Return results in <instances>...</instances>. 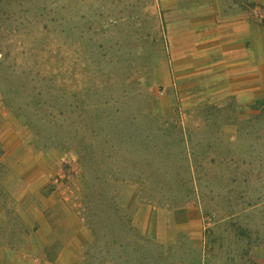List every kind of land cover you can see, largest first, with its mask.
I'll list each match as a JSON object with an SVG mask.
<instances>
[{"label":"rangeland","instance_id":"1","mask_svg":"<svg viewBox=\"0 0 264 264\" xmlns=\"http://www.w3.org/2000/svg\"><path fill=\"white\" fill-rule=\"evenodd\" d=\"M263 100L264 0H0V264H264Z\"/></svg>","mask_w":264,"mask_h":264},{"label":"crops","instance_id":"2","mask_svg":"<svg viewBox=\"0 0 264 264\" xmlns=\"http://www.w3.org/2000/svg\"><path fill=\"white\" fill-rule=\"evenodd\" d=\"M182 185L187 184L186 180H182ZM153 198V197H151ZM154 202V201H152ZM197 202V201H196ZM196 202H185L182 203L181 205L177 206V207H165V219H167L166 217L168 215V213H171L173 211V217L171 218V222L169 226H173L176 227V233H181L182 231H185L186 228H189L192 230V228H194V226H197L201 221H200V210L199 208H201L200 205H196ZM190 203V204H189ZM195 203V204H193ZM202 209V208H201ZM65 210V218H63V224L65 226V231L66 233L69 235V238H66V241H63L61 243V250L57 256V264H60L63 262V259L68 258L69 260H75L77 257V249H78V245H77V237L74 236L72 237V235H74L73 233H75L78 229V227L76 226V222L74 221V219L72 218V213L70 211H67L65 208L63 209ZM172 210V211H171ZM191 214V217L189 218V221H185V222H180L178 221V218L180 215H184V214ZM49 214V212H48ZM155 215V214H154ZM166 221V220H165ZM50 223V222H48ZM56 224V223H55ZM203 224V223H202ZM50 226V230L52 232V230H54L52 228V226L50 224H48ZM131 226H133L135 229H139V231L147 238V239H155L153 237V234L151 233L150 229H149V225L147 223V225L145 226V229L142 228V226H139L138 224L132 223ZM186 227V228H185ZM166 228L168 229V221L166 222ZM150 231V232H149ZM78 233V232H77ZM46 235V234H45ZM77 235V234H76ZM45 241L43 243V245L41 246V251L42 254L45 255L46 251L48 250V248L55 244V240L49 239L48 237H45ZM179 239V236H178ZM178 239H176V241H178ZM0 251L3 253L7 254V251L4 250L1 246H0ZM7 258H9V254L6 256Z\"/></svg>","mask_w":264,"mask_h":264},{"label":"trees","instance_id":"3","mask_svg":"<svg viewBox=\"0 0 264 264\" xmlns=\"http://www.w3.org/2000/svg\"><path fill=\"white\" fill-rule=\"evenodd\" d=\"M262 105L264 106V100L263 101H260V102H256L255 103V108L256 107L258 108V106L261 108ZM116 214H117L118 220L120 222V223H118V225L119 226L121 225V228H120V232L119 233H121L124 237H129V236H131L132 234L135 233V234L138 235V239L142 243H144L145 245H152V246L155 245L156 248L158 247L159 248L158 251H160V252L158 253V255H155V260L157 262H160V264H163V260L166 257V255H167L168 252L173 251V248H177L176 246H165L164 244H155L154 242H152L149 239H147L141 232H139V233L136 232L134 230L135 228H132L130 226L129 222L126 220L125 216L122 213L118 212ZM87 225H88L89 228H91V223L90 222H87ZM90 230L93 231L92 228ZM258 233H259V230H257V231L254 232L255 237H259V234ZM208 234L210 235L211 232L209 231ZM111 235H118V234L117 233H112ZM109 241H110L109 243L115 244L118 241V239H116V238L111 239V240L109 239ZM255 241H258V240H255ZM205 242H206V244L211 243V241L209 240V237L206 236ZM121 244H122V241L120 240V246L122 247ZM179 244H178V246H181V242H179ZM258 245H260L259 242L253 244V246H258ZM122 255L123 254L120 253L119 254V257H121ZM199 264H201V262H199Z\"/></svg>","mask_w":264,"mask_h":264}]
</instances>
